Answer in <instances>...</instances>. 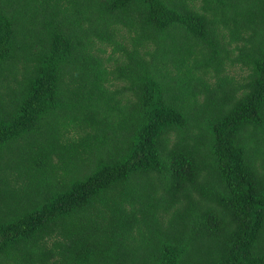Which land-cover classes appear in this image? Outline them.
<instances>
[{
    "label": "trees",
    "instance_id": "obj_1",
    "mask_svg": "<svg viewBox=\"0 0 264 264\" xmlns=\"http://www.w3.org/2000/svg\"><path fill=\"white\" fill-rule=\"evenodd\" d=\"M242 1L0 0V264H264V0ZM86 78L130 125L66 184L100 124L44 127Z\"/></svg>",
    "mask_w": 264,
    "mask_h": 264
},
{
    "label": "rangeland",
    "instance_id": "obj_2",
    "mask_svg": "<svg viewBox=\"0 0 264 264\" xmlns=\"http://www.w3.org/2000/svg\"><path fill=\"white\" fill-rule=\"evenodd\" d=\"M207 1H208V5H210V6H212V3H213V5L217 4L216 0H207ZM225 1L227 2L229 0H225ZM247 1H249L251 3L254 2V0H247ZM242 3L244 4V6L249 5V4H246L244 1H242ZM198 5H200V3L196 2L194 7L197 8ZM173 36H175V39L177 41H178V39L184 37L183 34H174ZM170 46H171L170 44L162 45V48H166L169 50ZM109 52L110 51H107L108 54H109ZM77 70H79V69H77ZM76 71H74V73ZM81 73L88 74L87 70H85V71L79 70L78 74H81ZM230 73L232 75H235V70L230 71ZM80 83L82 86L86 85V90L82 91L81 94H77V95L65 94V96H64L65 101L63 100V103H64V106L66 107V110L62 111L61 116L52 115V117L49 119V121L47 122V124H45V127H44V131L47 130V133H48L52 129V125L55 124L60 118H64L65 120H69L70 122L74 123L75 128H80V129H85V127H83L84 124H100V126L98 128H93V129L87 128V129H89V132L86 134L81 130H77L80 133L84 134L82 136V138H85L87 135H89L84 141H86V143H85V144H87L86 146H89L91 149H93V147H94V150H91V151L85 150V152H84V150H79L78 152L76 151L80 155L85 154V157H86V155H90L89 157H87L86 162H84L85 157L83 159V162L77 160L75 158L74 153L69 155L70 157L68 156L69 153L74 152L73 147L70 150L65 152V154L70 159L71 164H72V166H69V169L73 171L72 174L67 179L66 184L72 183L76 180H81V179L87 177L93 171V168H94L95 163L97 161V154L98 153L105 154L104 149H108V146H105L104 149L102 148L103 149L102 151H97V145H98L97 143H101L102 141H106L109 143L108 145H111V144L115 143L117 140L120 142L127 135L126 125H128L127 126L128 128L130 125V122H129L130 116L125 111V108H122L120 106V110L115 111V112L110 113V114H105L106 112L102 111V107H105L107 110L110 108L112 109L113 108L112 106L116 105L117 100H115V97L113 100L110 101L109 99H112L113 96H111L107 92H104L103 93L104 98H103V101L101 102L97 99V97H96V96H98L97 94H94L93 96L92 95L89 96L87 94L88 91L93 90V86H94V82L90 78H86L84 80H81ZM121 85H122V82H120V84L117 86V89L118 88L120 89ZM78 87H80V86H78ZM98 97H100V96H98ZM46 136H47L46 134H44V136H43L44 138L39 136L40 146H42L45 143ZM70 147L71 146H68V148H70ZM26 151L30 152V146L29 145L25 147V152ZM89 160H90V163L88 164ZM21 163L24 165L25 161H23ZM45 182H47V181H45ZM55 183H56V181L54 180V182L50 183V185L53 186ZM32 185L33 184L29 183L28 187H32ZM55 186H57V184H55ZM62 191H63V188H61L60 191H56V192L61 193ZM47 193H48L47 187L41 188V190L38 188H35V189L31 188L30 196L36 198V200H35V202H36V201H39L40 199H42V197L45 196ZM177 209H180V207L173 208L172 213L177 211ZM129 247H127L126 251H128Z\"/></svg>",
    "mask_w": 264,
    "mask_h": 264
}]
</instances>
